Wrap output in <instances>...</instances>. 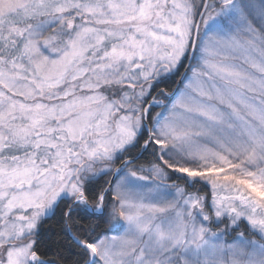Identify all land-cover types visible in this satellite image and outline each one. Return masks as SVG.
I'll list each match as a JSON object with an SVG mask.
<instances>
[{
    "label": "snow or ice",
    "instance_id": "1",
    "mask_svg": "<svg viewBox=\"0 0 264 264\" xmlns=\"http://www.w3.org/2000/svg\"><path fill=\"white\" fill-rule=\"evenodd\" d=\"M0 264H264V0H0Z\"/></svg>",
    "mask_w": 264,
    "mask_h": 264
}]
</instances>
